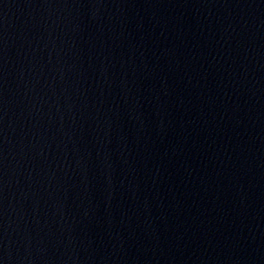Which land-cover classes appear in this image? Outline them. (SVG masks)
Masks as SVG:
<instances>
[{
    "label": "water",
    "instance_id": "water-1",
    "mask_svg": "<svg viewBox=\"0 0 264 264\" xmlns=\"http://www.w3.org/2000/svg\"><path fill=\"white\" fill-rule=\"evenodd\" d=\"M0 264H264V0H0Z\"/></svg>",
    "mask_w": 264,
    "mask_h": 264
}]
</instances>
